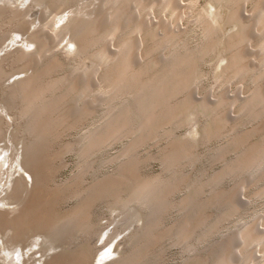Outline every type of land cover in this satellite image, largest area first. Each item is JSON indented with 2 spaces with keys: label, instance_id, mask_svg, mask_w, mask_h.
Wrapping results in <instances>:
<instances>
[{
  "label": "bare ground",
  "instance_id": "bare-ground-1",
  "mask_svg": "<svg viewBox=\"0 0 264 264\" xmlns=\"http://www.w3.org/2000/svg\"><path fill=\"white\" fill-rule=\"evenodd\" d=\"M21 1L30 4L20 11H12L13 17H9V10L8 17L4 15L7 3L0 6L2 38L15 31L22 33L23 28L25 34L28 32L26 27L34 22L28 21L34 14L29 8L31 5L48 11L36 21L39 30L32 34L28 32L29 38L23 43L28 48L34 46V53L28 54L24 47L14 50L0 47V109H3L0 112V142L7 139L5 128H15L19 120L24 121L19 126L21 133L11 131L8 134L10 145L22 146L20 166L31 180L29 191L28 181L21 180L25 178L10 179L9 190H6L10 194L5 193L7 197L1 200H11L10 204L15 205L21 203L16 211H0V235L7 237L3 242L6 255H10L11 248L15 250L23 245L26 242L24 235L29 232L32 234L27 239L42 238L41 244L47 241L52 246L50 251L64 248L65 244L58 242L55 236L64 229H93L92 205L99 199L112 198L111 205L118 209L139 203L153 210L149 216L144 215V229L133 235L134 240L128 244L130 249L125 248L123 257L121 254L122 258L111 264H157L161 249L160 253L155 249L162 240L170 238L177 244L189 243V239L201 242L218 232L223 219L236 215L240 221L243 207L250 200L264 196V125L260 126L264 115V0H210L215 12L195 7L194 0H188L186 6H178V0H94L88 5L80 0ZM243 2L250 3L246 16L240 10ZM47 3L53 4L54 9L48 8ZM181 7L186 8L184 16L193 15L188 19L189 25L199 31V39L194 34L196 42L189 41L191 29L179 32L176 25L161 23L162 17L167 15L166 12L161 15L162 12L170 11L178 19ZM147 9H153L162 17L152 22ZM224 18H227L226 26L233 24L236 30L232 35L226 34L228 37H224L227 30L222 32L218 27ZM220 47L226 65L220 69L215 64L212 73L216 75L215 84L232 80L240 85L246 83L245 94L240 97L218 93L211 99L195 98L191 92L189 95V87L202 80V63ZM71 55L73 57H69ZM69 59L77 64L73 72L79 70L81 74L76 76L66 72L58 75L64 69L66 71V66L72 62L68 61V64ZM10 63L13 66L7 70ZM22 73L26 74L23 79L4 86L10 77ZM83 99L90 101L69 106L67 110L71 100L82 102ZM4 113L7 119L16 115V123L13 118V124L7 122ZM191 113L197 116L200 139L204 143L232 133L227 137V143L216 149V160L222 163L221 169L195 177L188 176L182 169L200 158L195 143L181 140L173 132L174 128L192 120ZM84 122H91L89 128L75 141V152L83 162L95 152L110 147L111 143L128 138L118 154L101 159V165L117 160V169L83 185L82 176L89 168L85 162L71 181L51 185L54 183L50 181L51 177L57 168L60 169L54 165L55 160L75 150L72 142H64L61 147H55V142ZM26 134L31 140L20 142ZM160 138L168 140L156 158L169 175L144 174L142 165L155 156H139L136 150ZM12 148L9 145L1 148L0 156L3 154L4 158L0 160V174L7 160L13 159L12 153L9 155ZM228 154L233 157L227 159ZM245 171L250 172L251 177L233 185L243 191L244 200L237 196L234 187L217 189L211 197H199L206 187L216 185L224 177V180L226 177L237 179ZM182 189H185L184 195L174 198V194ZM71 195L78 203L61 208L60 201ZM170 208H177L184 214L174 224L163 226L162 221ZM211 209H216L218 214L209 212ZM138 212L134 209V216ZM259 215L255 223L241 225L229 240L216 244L204 255L189 256L182 264H264V211ZM24 248H20L22 256ZM186 248L191 251L190 247ZM94 250L97 248L68 245L66 251L54 255H49L50 251L45 253L43 256L48 258L42 264H91Z\"/></svg>",
  "mask_w": 264,
  "mask_h": 264
},
{
  "label": "rangeland",
  "instance_id": "rangeland-1",
  "mask_svg": "<svg viewBox=\"0 0 264 264\" xmlns=\"http://www.w3.org/2000/svg\"><path fill=\"white\" fill-rule=\"evenodd\" d=\"M0 1H2L0 3V6L1 5L4 6L7 3L4 7L8 8V9H6L7 11H3L5 17H8V15L12 11H17V10L20 11L22 9L27 8V6L25 8L23 7V6L27 5V3L30 4V2H26V1H25L26 3H23L21 0H20L21 1L20 3H19V0H7L6 2L4 0H0ZM9 1H11L10 4H8ZM16 1H17V3H16ZM93 1L94 0H80V2H82L84 5L85 4L88 5L89 3L93 2ZM97 1L94 2V4H95L94 7L97 5ZM194 1L196 4L195 7L197 6V8H199L201 10H207V8H209V11H211V12L216 11L215 6L211 4L210 0H194ZM261 1H263V0H261ZM248 2H246V3L243 2L240 6V10L243 11L242 13L245 16L249 14V10H250V3H248ZM3 3H4V5H3ZM12 3H14V4H12ZM224 3H225V1H223L222 4H224ZM29 4H28V6H30ZM187 4H188V0H178V2H177L178 6H186ZM14 5H16V6H14ZM19 5H20V7H18ZM52 5L50 4V6H49V4H48L47 7L50 9H52V8L54 9V7ZM242 5H243V8H242ZM9 7L11 9H9ZM12 8H13V10H12ZM29 8L31 10H34V14H33V16L29 17L28 21L29 22L34 21V22H32V24L29 23L30 25L28 24L26 29L29 33L32 34V32H34V31L36 32L40 28V26H38V24H37L38 18L40 17V15L47 13L48 10H45L43 8L39 9V7L37 8L34 5L33 6L31 5ZM182 8L183 7H181V9ZM8 10L10 13L8 12ZM146 11L149 12L148 16L150 14L149 18L154 23L158 20V18L162 17V16L159 17V15H157L158 13L156 11H154L153 9L152 10L147 9ZM152 11H154V13ZM183 11H186V8H185V10L182 9V11H180L182 13L179 14V16L181 18L178 16L179 20L177 19V17L175 18L173 16V13H171L170 11L162 12L161 15L163 14V16H164V15H166V13H167V15L165 17H162L161 23L164 25L166 24V26L170 25L172 27L174 25H176L175 29L179 30V32H181L182 30H187V29L190 30L191 29L192 32L189 31L188 34L193 39L190 37H188V39L189 38L191 39V40L189 39V41L191 43L196 42L195 38L199 39V31L197 30V27L193 28L194 26H192L191 24L189 25V19H188V18H191V16H193V15L191 13V14H189V16H184V15H186V12H183ZM226 14H228V12H226ZM11 15H12V13L9 15V17H13V15L12 16ZM174 19H176V20H174ZM225 20H227V18H224L222 20V22L218 25V27L222 29V32L227 30L224 37L227 36L226 34L231 33L229 35H232V32L235 33V31H236V30H234L233 24H231V25L228 24L226 26V24L228 22ZM59 22H60V20H59ZM61 24H65V22H62ZM192 28L194 31L192 30ZM22 30H23L22 33L20 31L13 30V32L15 31L16 34H14L15 32L12 34L16 35V36H12V34H10V35L2 38V36L0 35V37L3 39V40L0 39L1 40L0 41V47H2V46L6 47L7 46L5 49L9 48L11 50H14V49H17L20 47L21 48L24 47L23 49L24 50L27 49L28 54L34 53L35 52L33 49L34 46L31 47L32 48L31 51H30L31 48H28L27 46H23L25 39L27 37L29 38V33L26 31L27 32L26 34H28V35H26L25 31H24L25 28L21 29V31ZM191 33H193V34L191 35ZM194 34L196 35V37L194 36ZM20 36H22V37H20ZM17 37H19V38H17ZM13 38H15V40L17 38V40H16L17 43H15L16 41ZM20 38L22 39V41H21L22 44L20 43V40H21ZM28 38L26 39V41L28 40ZM9 49H7V50H9ZM28 49H29V51H28ZM62 49H64V48H62ZM59 50L60 49H58L57 52H59ZM73 51H75V50H73ZM222 51H223V48L220 47L218 51H215V53H212L211 55L207 56L206 60H204V63H202L203 66H201V67H202V72L204 73L205 76L203 75L201 78L202 80L199 81L201 83L197 82L198 84H192L189 87V90L187 92L189 95L191 92V95L195 96V98L200 97V98H205V99H211L213 94L217 95L218 93H221V94L224 93L228 96L238 95L240 97H242L245 94L246 86H244V85L246 83H243L240 85L239 83L235 82V80H232V81H229L230 84L228 82L225 84H223V83L220 84L221 88H220V85H218L219 83L215 84L216 75L212 74V73H214V70H215V64L218 65L220 67V69H221V67H224L226 65V59L221 55L223 53ZM61 52H64V51L61 50ZM69 57H73V56L71 55ZM68 61H72V60H70V59L67 60V63H68ZM69 63H68L69 65L66 66V71H64L65 69L63 71L60 70L61 72H59L60 74H58V75H62L64 73L66 74V72L71 74V72H73V68H75L76 67L75 65H77V64L74 61L69 62ZM72 63H73V65H72ZM12 66H13V64L10 63V64H8L6 69L10 70L9 68H11ZM220 69H219L218 74H220ZM72 74L77 76V74H81V73L79 72V70H77L76 72L74 71ZM25 76H26L25 73L18 74V75L16 74L15 76L10 77L9 81L7 83H5L4 86L6 87V86L13 85L15 82L23 79ZM247 84L249 85L251 83L249 82ZM0 94H1V90H0ZM89 101H90L89 99H83L82 102L71 100V102L68 103L66 107L68 110L69 106L75 107L79 104L84 105V103H88ZM2 110L3 109H0V112ZM5 111H6V109H5ZM191 114L193 116L192 120L186 121L185 125L177 127L178 129L174 128L173 132L175 133V136H177L178 138L181 137L180 138L181 140L184 138V140H191V141H194V143H195L194 145H195L196 154L200 158L199 159L197 158L196 163H193L194 165L193 164L190 166L185 165L184 168H182L183 171L186 172L188 176L195 177V176H200L201 174L203 175L204 172H206L207 174H210L214 171L221 169L222 163L220 161L216 160V153H217L216 149L219 146L227 143L226 139L232 133H229V136L227 134L226 135L222 134L221 138H219V136H220L219 135L218 137H216L219 139L212 138L213 140L211 139V140H209V142L204 143L201 140L202 136L200 135L201 132L199 131L200 126L198 124L197 116L194 113H191ZM3 115H4V117L5 116L7 117L6 113H4ZM262 116H261V119L263 118L261 121L262 123H260L261 127H263L262 125H264V115H262ZM16 117H17L16 115H14L12 117L13 119H15L14 120L15 123H16ZM12 118H10V119L6 118L7 122L9 121L10 124H13L12 122H14V121L12 120ZM199 120L201 122H203L204 118H199ZM18 122H20V123L17 124L18 126L15 125V128H13L12 126L10 128H8V127L5 128V130H7L6 131L7 132V139L5 140V142H3V141L0 142V153L2 151L1 148H3V146H5V145H9V148L13 147L12 149H10V152H9V155H10V153H12L13 159H8L7 164L3 165L1 168L3 173L0 174V177H1L0 178V211L13 212V211H16L18 208H20L19 204H21V203H18V204L16 203L17 205H15V203L10 204L11 200L4 201V202L1 201L3 198H5L6 194L7 195L10 194V192L6 193L9 190L8 187H9L10 179H14V178L18 179V178L23 177L26 180H23L22 178H21V180L23 182L28 181L27 186L29 188L28 189L29 191L31 188V180L22 171V167L20 166V164H21V158L20 157H21V152H22L21 151L22 146L18 145L15 148L14 146L10 145V135L8 133H10L11 131L14 134L21 133L20 127L22 126L21 124H23L24 121L19 120ZM259 122H257V123H259ZM90 123L91 122H84V124L82 126H79L78 128H74V129L70 130L69 132L64 133V135H62V137L55 142V147H61V145L64 142H72L73 147L77 148L76 142L78 141L80 136L89 128ZM247 125H248V127H251V124H247ZM86 126H88V127H86ZM241 128H242V126L239 128V130ZM190 136H193V139ZM23 139L27 141L28 139L31 140V137H29L27 134L23 135L20 142H23L24 141ZM127 139L128 138L124 137V139L121 138V140L119 139V141H117V142L115 141L114 143H111V146L109 145L110 147H108V148L105 147V148H103L105 150L102 149L101 151L95 152L91 156H88L84 162L82 159H80L78 153L75 152V151H77L76 148L73 152H66L64 155H62L59 159H56L54 162V165L57 167L59 166L60 169L57 168V170H56L57 172H54L53 176L51 177L50 181L54 182V183L51 182V183H53L51 185L71 181L75 177V175L78 174L79 169L84 166L85 162H87L89 164V168L87 169L88 172L86 171L82 176L83 185L90 183L93 179H95L98 176H102V175L114 172L117 169L118 161L113 160L115 162L110 161L111 163L107 162L108 164L103 163L104 165H101L102 164L101 159L103 157L114 156L115 154H118L124 148L126 142L128 141ZM157 140H154L156 142H154V141L150 142L149 141V142L145 143L144 146L140 147V149L136 150L137 154L139 156H146L149 154L155 156V159H152V160L149 159V162H147L148 161L147 160L146 161L147 163H144L145 165L144 164L142 165L141 172H143L144 174H150L151 173V174H163V176H165L166 174L169 175V173L163 168V164L161 161H159V158L158 157L156 158V156H157L156 154H158V152L161 149H163L162 147H164V145L168 139H164V138L161 139L160 138L159 141H157ZM17 148H19V150ZM16 149L18 151L15 152ZM18 155H19V157H18ZM199 155H201V156H199ZM3 156H4L3 154L0 156V160H1V158L2 159L4 158ZM154 156L152 158H154ZM232 157H233V154H228L227 159H231ZM14 159H15V161H13ZM247 172L248 171H245L244 174L241 172L242 175L239 173L240 176L238 175L237 179H232L230 177L229 178L226 177V179L224 180L225 177L222 178L219 181L220 183L219 182L217 183L220 186H217V184H216L212 187L210 186L211 188L206 187V190L205 189H204L205 191L203 190L204 193L202 191L200 193L201 195L199 197L200 198H206L210 195L212 196V193L215 192L217 189L234 187L235 193L237 194V196H239V198L241 200H244L245 194H243V191H241L238 187L235 188V186H233V185H235L236 182L240 179H245V180L249 179L251 177V174H250V172H248V173ZM206 173L204 175H206ZM5 174H7V175H5ZM6 176H7V178H6ZM262 177H264V176H262ZM28 190H27V192H29ZM239 190H240V192H239ZM184 191H185V189L180 190L179 193L176 192L173 197L179 199L180 197H182L184 195V193H183ZM241 192H242V194H241ZM249 192H251V191H249ZM72 196L73 195H71L70 197H68L66 199H63L64 201L62 200V202L60 201L61 204H59V206L61 208H64V207L67 208L71 205L77 204L78 203L77 198L72 197ZM253 200H255V201L250 200L248 202V204H246L243 207V209L241 211L242 219L240 218L242 221L241 220L239 221V218L236 215H233V217L230 216L226 219H223L222 220L223 223L221 221V223H222V226L220 227L221 231H220V229L218 230V232L214 231L215 233L208 235V237L205 238L206 240L203 239L201 242L200 241L198 242L195 239H189L190 240L189 243H187L188 242L187 241V242H181L178 244L173 242L170 238H166V239L162 240V242H160V245L155 249L158 251V253L161 252V254H162V255L159 254V257H161L162 259L160 258L159 262L157 264H182L183 262L186 261V259L189 256L196 255V254L197 255H204L207 253V251L210 248H213V246H217L216 244H222L223 241L226 240L227 238H228L227 240H229L230 236H232V234L237 232V230L239 229V227L241 225L251 223V222L255 223L256 219L260 216L259 214H261L264 211V196L257 197V199H253ZM111 201H112V198L99 199L98 201H96V203H94V205H92L93 207H91L92 208L91 211L93 214L91 216V218H92L91 221L94 222V224H95L93 229H91L90 227L89 228L91 230L88 229V227L87 228L84 227V229L83 228L81 229V227H80L79 230L78 229L77 230H71L70 229L71 231L68 229L61 230L55 236V239L56 240L58 239V242H60L61 244H65V245H64V248L59 247L55 251L54 250L50 251V249H52V246L50 244H48L47 241H45L41 244V242L43 240L42 238H37V236H35V237L33 236L32 238L27 239L32 234V232H29L26 235H24V239L26 240V242H24L23 245L15 247L14 248L15 250H13V248H11L12 249L11 253L8 256L3 251V248H6V245H3V242H5L7 240V237L6 236L2 237L0 235V239L2 240V241H0V264H17V263L24 264V262H25V264H33V263L34 264H42L44 262V260H46L48 258L47 256H43L45 253H48V251H50L49 255H54V254H57L58 252L66 251L68 245L69 246L71 245V247H76V244H77V246H81V247L83 246L86 248H92V247L97 248L96 251L94 250L95 254L93 253L94 256L92 258L93 260H92L91 264H96V263L97 264H111L112 262L116 261L117 259L118 260L121 259L123 257L122 251L125 248L130 249L129 248L130 245H128V244L134 240L133 235H137L138 233L140 234L143 231L144 226H145V224H144L145 223V221H144L145 217L149 216L152 212L151 210H153V209L149 206H145L146 204H144V206L143 205L141 206V204H139V203H138L139 205L137 203H133V206L131 203V204H128V206L130 205L129 207L126 206V209L125 208L118 209L116 206L111 205ZM7 203H9V204H7ZM136 206L137 207L139 206V207L137 208ZM113 207H115L116 209H114ZM134 209H138V211H140L137 213L136 216H134V214H133ZM170 209H169V211H167L168 213L166 212L167 216L165 215V217L162 221L163 226L164 225L169 226V225L174 224L177 220L180 219L181 215L184 214V211H181V210L178 211L177 208L171 209L172 211ZM125 210H126V212H124ZM209 212H211V213L216 212V215L218 214L216 209H211V210H209ZM124 213H126V214L124 215ZM144 215H145V217H144ZM160 227H162V226H160ZM85 228H86V230H85ZM38 244H41V245H38ZM121 244H123V245H121ZM9 246L12 247L11 244H9ZM186 247H190L191 251H188ZM20 248H24L23 249L24 256H22L20 254L21 253ZM159 250H160V252H159ZM26 253L28 254V256L25 257ZM121 254H122V257H121ZM255 255L257 257L260 256V254L258 252ZM23 257L26 258L27 260L24 259ZM22 259H24V261ZM19 260H20V262H19ZM149 264H151V263L149 262Z\"/></svg>",
  "mask_w": 264,
  "mask_h": 264
}]
</instances>
